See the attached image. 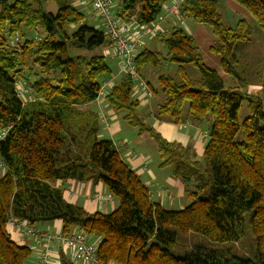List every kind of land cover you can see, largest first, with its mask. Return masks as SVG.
<instances>
[{
	"label": "trees",
	"instance_id": "trees-1",
	"mask_svg": "<svg viewBox=\"0 0 264 264\" xmlns=\"http://www.w3.org/2000/svg\"><path fill=\"white\" fill-rule=\"evenodd\" d=\"M43 1L54 3L56 11L45 12L32 0H0V129H7L0 140V160L7 169H0L4 174L0 176V264H26L31 255L27 246L11 238L6 227L9 217L35 226L59 220L63 236L76 228L83 230L99 239L97 257L104 263L264 264L261 101L243 96L239 88H225L217 72L203 63L197 44L183 27L157 31L153 39L163 51L144 46L135 58L137 72L152 97L162 94L155 118L179 124L187 104L193 122L207 123L203 163L195 159L191 147L167 141L138 117L140 103L134 96L138 93L129 76H117L105 101L115 113H124L122 119L138 134L152 137L160 166L170 167L171 175L181 181L190 203L178 210L165 209L149 200L147 187L121 160L113 142L97 139L98 115L82 109L94 102L101 78L111 73L100 49L112 46V41L102 28L87 23L75 0ZM119 1L115 16L149 24L170 0ZM234 1L264 29V0ZM179 11L211 29L214 40L209 51L219 57L225 74L246 84L237 57L239 48L250 41L249 23L239 19L231 28L217 0H181ZM14 34L22 38L17 47L4 37ZM164 62L176 69L158 71V88H153L144 69L162 67ZM186 66L195 68L198 76L190 77ZM28 75L34 78L28 83L38 100L23 103L15 77L28 81ZM243 102L250 115L239 121ZM72 180L104 186L117 198V207L107 213L87 212L68 202L54 183ZM246 216L255 240L250 257L199 244L180 258L170 252L179 236L189 232L217 243L237 242L244 234ZM63 264L75 263L63 259Z\"/></svg>",
	"mask_w": 264,
	"mask_h": 264
},
{
	"label": "rangeland",
	"instance_id": "rangeland-1",
	"mask_svg": "<svg viewBox=\"0 0 264 264\" xmlns=\"http://www.w3.org/2000/svg\"><path fill=\"white\" fill-rule=\"evenodd\" d=\"M7 1H8V3H12L15 0H7ZM229 1L233 2L234 0H229ZM32 2L35 5L40 4L42 10L45 12H55L56 11V6L52 2H44L43 0H32ZM219 3L221 5V9L224 13L223 20L231 28H233L236 25V23L239 19H245L251 27L250 41L248 43L243 44L239 48L238 57H237V59L239 60V69H240L239 71H242V73H240V76L245 77L246 84L243 85L242 83L233 79V77H229L227 75L228 78L227 79L225 78V80L223 81L224 86H225V88H239L240 92L243 94V96H248V97H252L254 99H259L261 101L262 108L264 111V82L262 81V72H263V67H264V29L258 24L256 19L244 7H242L237 2L234 1L233 3H237L236 5H238V7H242L243 8L242 11H245L247 13L246 16H244L240 12L239 13L233 12L227 6L228 5L227 3H226L225 7L223 6L224 4L222 1H219ZM83 13H84V15L86 14V16H87L86 17L87 21H88L87 23H89L92 26H96L98 28H101L102 24L100 22L92 21L89 19L90 17H89L88 8H85ZM33 35H34V33H33ZM13 36H11V37L10 36H8V37L4 36V37H6V41L9 43L11 41V39L13 38ZM20 43H22V38L19 36L18 45ZM11 46H13V45H11ZM13 47H15V46H13ZM106 62L109 65V67L111 68V73L109 75H107V77L110 78V77L114 76V74L119 77V71H118V67H117V64H118L117 58L114 59L110 53H107L106 54ZM244 67L247 68L246 71H244ZM175 69H176V65L164 62L162 67H158V68L147 67V68H145L144 69V76L146 77L150 86L157 89L158 88V83L156 81L157 72L159 71L160 73H167V72L173 71ZM186 70H187L190 77L196 78L198 76L195 68H192L190 66H186ZM33 79L34 78L32 75H28V81L26 78H23L20 76L15 77V89H16V92H17L19 98L22 100L23 103L32 102L31 100H28V98H27V96H25L24 92H26V89L30 90V92H31L32 87L30 86V84L28 82L32 81ZM32 96H33V94H32ZM134 96L138 97V94H134ZM37 100H38V98H37ZM161 100H162V94L161 93L157 94L154 97V100L153 99L151 100V101H153V107H152L153 113L152 114L155 113L156 107L161 102ZM88 108H90L92 111H95V109L97 110V104L94 103V104L90 105ZM123 114L124 113H122V112H119L118 114H116L118 116L117 122H114L113 118L112 119L108 118L109 129H107L102 122H99L97 139L98 140L113 141V143H115L118 147H121V144H122L123 139L125 137L129 143V145L134 148L133 150L137 154L141 152L148 158V160H149L147 162L148 163V169L151 172H153L154 170H156V171L161 170V172L153 173L154 176L159 180V182L161 184L167 183V179H166L167 177H170L171 179H174V181H177L178 178H173V176H171L170 167H166L163 169L158 167L161 159H160L159 153L156 149V144H155L154 140L152 139V137L148 133L138 134L137 128L131 127L127 124V122L123 121V119H122ZM148 114H149V110L145 109V108L139 109V111H138V117L143 119V122L145 124L152 126L153 120L150 119L152 117L149 116ZM184 115L185 116H183L182 122H186L189 125H193L191 118H189L187 116V104H185ZM249 115H250V111L246 106V102H243L241 104V107H240L239 112H238V119H239V121H242L245 117H247ZM118 127H120V129H122L123 132H117V133L113 134V130H115ZM176 127L181 129L182 125L178 124ZM154 129H155V131L157 130L156 128H154ZM110 131L112 134H110ZM199 131H200V133L208 132L207 123L201 124ZM138 138L140 141L138 140ZM196 160L203 163V155L197 156ZM6 171H7V169H6ZM164 174H165V176H164ZM144 185L147 187V190L149 192L148 198L150 201H152L151 200V198H152L151 192L152 191H150V188L147 184H144ZM158 188L160 189V191H165V189L160 187L159 185L157 186V189ZM101 190H102V192L96 191L95 193L102 194V195H106V194L112 195V193H110L109 191L108 192L106 191L107 189L104 186H101ZM103 192H106V193H103ZM163 194H167V191L164 192ZM93 200H94V198H93ZM94 201L97 205H99L96 200H94ZM189 203H190V199H188L184 195L180 196V193L175 190V191H173V196L172 197L170 196L169 199L165 200V203H163V206L165 209H168V210H178L181 208L182 205L186 206ZM111 205L114 208H116L118 205V200L113 195H112V201L109 204H106L104 206L105 213L111 212L110 211ZM7 222H8V220L6 221V224H7ZM42 224L44 225L45 223L40 222L37 224V227L39 229H42V227H43ZM245 225H246V227H245L244 234L237 242L217 243V242H213V241L207 239L205 236H203L201 234L189 232L185 236H179V240L177 241V243L171 249L170 252L175 257L180 258V257H183L186 253H188L189 250L192 248V246L199 244V245L205 246L206 248H208L210 250L230 249L233 253H235L237 255L250 257L251 250L255 248V240H254V237H253V235L249 229L248 216H246ZM6 227H7V225H6ZM77 230L84 232L83 230H79V229H77ZM172 230H175V229L172 228ZM84 234L87 235V233H85V232H84ZM87 237L89 240V235H87ZM90 242L97 245L96 242H93V241H90ZM68 255H69V258L73 260L72 254L68 253ZM96 256H97V250H96ZM60 257L62 259V257H65V256L63 255ZM97 259H98V257H97ZM48 262L50 264L51 258H49ZM73 262L77 263L74 260H73ZM107 264H115V263H107Z\"/></svg>",
	"mask_w": 264,
	"mask_h": 264
},
{
	"label": "crops",
	"instance_id": "crops-1",
	"mask_svg": "<svg viewBox=\"0 0 264 264\" xmlns=\"http://www.w3.org/2000/svg\"><path fill=\"white\" fill-rule=\"evenodd\" d=\"M217 1L219 4V10L222 16L224 15V13L221 9V5L219 1L223 2L224 7L226 6V3H227L228 4L227 6L235 13L240 12L244 16H246L247 14L245 11H242L243 10L242 7H238V5H236L237 3H233L234 1L233 2L229 0H217ZM169 2H167L166 4H169ZM119 3L120 1L117 0L115 7H114V13L117 12ZM74 5L80 8L82 11H84L85 8H88L89 17H90L89 19L92 21L99 22V20L95 18L88 1L75 0ZM122 20H126V19L123 18ZM160 23H159V28H160L159 31L161 32L166 31L168 27L170 26L183 27V29L192 36L193 40L197 44L203 63L206 66L214 69L223 81L225 80V78L226 79L228 78L227 74H225L221 68L219 57L217 55L212 54L209 51V47L214 40L213 35L211 33V29H209L208 27L204 25H199V24L194 23L190 18L181 15L180 11L175 15H169L168 17H164L163 21ZM101 28L103 29V26H101ZM144 46H146L149 49H155V50H158L159 48V51H163L161 44L158 43V41L153 38L145 39ZM100 50L105 55V57L107 53H110L114 59L117 58L115 55L113 46H106L104 48H101ZM106 78L107 76L104 77L103 80ZM116 79H117V76L115 75L114 80H113L114 83L116 82ZM141 96L142 95L138 94V97H137L140 103L139 109L145 108L149 110L148 115L151 116L152 118L150 119L153 120L152 126L157 129L156 131L164 139H166L167 141H176V142H179L183 146L191 147L194 150L195 159L197 158V156H200L203 154L204 145L207 141V136H204V134H208V132H203L204 133L203 134V133H200L199 129L201 127V124L206 123V122L196 123L192 121L193 125H189L186 122H181V124L179 123V125H182V128L179 129L176 127L178 124H172L168 120H165V119L159 120L154 117V114H152L153 113V108H152L153 101L151 100L152 99L154 100L155 96H153V98L151 97L150 99H146ZM94 103L95 102L86 104L82 107V109L98 114V107H97V110L95 109V111H92L90 108H88L90 105ZM102 111L106 115L107 121H108V118L110 119L113 118L114 122H117V119H118V116L116 115L117 113L111 110V108L108 106L107 103H106V106L104 105V108ZM106 128L109 129V123H108V127ZM117 132H123V131L122 129H120V127H118L115 130H113V134ZM110 134H112L111 131H110ZM113 144L118 149L121 160L125 164H127L136 173V175L140 178L143 184H147L149 186L150 191H152L151 192L152 202L159 203L160 205L163 206V203H165V200L169 199L170 196L172 197L173 191L175 190L180 193V196L182 195L185 196L184 188H183L181 181L179 180L174 181V179L167 177L166 178L167 183L161 184L159 180L153 174L155 172H161V170H157V171L154 170L153 172H151L148 169V163H147L149 161L148 158L141 152L137 154L133 150L134 148L129 145L125 137L123 139L121 147H118L115 143ZM160 163L161 161L159 162V166H158L159 168L161 169L166 168V167L160 166ZM0 176H2L1 170H0ZM54 185L62 189L64 197L68 202L81 206L87 212L99 211V212L105 213L104 206L111 202V201L106 202L104 205H97L95 201L93 200V194L96 191L102 192L101 190L102 185L100 184L93 185L91 184V182L81 183V182L72 180V181H67V182L58 181V182H55ZM158 185L164 188L165 191H160L159 188L157 189ZM166 191H167V194H163ZM103 193H106V192H103ZM182 207L183 205L181 206V208ZM113 209L114 207L111 205L110 211H112ZM43 223L45 224L44 225L42 224L43 225L42 229H39L37 225L35 227H37L41 231L49 232L51 234L60 233L61 222L59 220H53L50 222H43ZM7 230L10 233L11 238L16 243L27 246L30 249L31 255L26 264H37V260L39 256V248L37 246L35 238L25 237L21 235V233H19L18 231L12 228L7 227ZM74 230H77V229H74ZM89 240L96 242V243H98L99 241L97 237H91V236H89ZM49 246H50L49 254L51 258L50 264H63V259L71 263L73 262V260L70 259L68 255V253L71 254V251L62 247L61 244L57 240H54L53 242H51ZM62 254L65 257H62L61 259L60 256H63Z\"/></svg>",
	"mask_w": 264,
	"mask_h": 264
},
{
	"label": "built area",
	"instance_id": "built-area-1",
	"mask_svg": "<svg viewBox=\"0 0 264 264\" xmlns=\"http://www.w3.org/2000/svg\"><path fill=\"white\" fill-rule=\"evenodd\" d=\"M91 6L92 12L96 19L102 24L104 33L112 41L115 55L117 57V67L119 74L129 76L133 83L135 93L142 95L146 99L152 97V90L137 72L135 58L140 53L145 45V39L153 38L159 30V22L163 21L164 17L175 15L179 12L181 0H170L169 4L162 7L163 13L153 22L149 24H140L135 20H122L114 14V7L117 0H86ZM6 38V37H5ZM10 45L18 46L19 35L15 34ZM115 76V75H114ZM114 76L102 79L99 82V89L94 102L98 107L99 122H102L105 127H108L106 115L103 113L105 96L111 86L114 84ZM25 96L28 100L36 101L37 98L32 96L30 90L26 89ZM7 129H0V140L5 136ZM206 136V134H204ZM0 169L6 170V166L0 160ZM94 200L99 205H104L106 202L112 201L111 194H93ZM104 203V204H103ZM7 227L15 229L25 237H34L39 248V256L37 264H49L50 258L49 248L50 243L57 240L62 247L71 251L72 258L77 263L75 264H107L99 261L96 256L97 245L90 242L84 232L74 230L67 236L61 233L51 234L39 230L34 225L29 224L25 220L8 218Z\"/></svg>",
	"mask_w": 264,
	"mask_h": 264
}]
</instances>
